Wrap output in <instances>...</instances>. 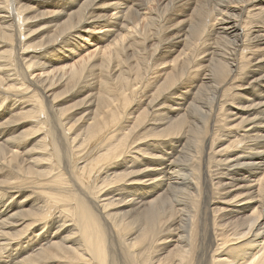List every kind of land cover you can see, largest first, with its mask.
Wrapping results in <instances>:
<instances>
[{
  "label": "bare ground",
  "instance_id": "bare-ground-1",
  "mask_svg": "<svg viewBox=\"0 0 264 264\" xmlns=\"http://www.w3.org/2000/svg\"><path fill=\"white\" fill-rule=\"evenodd\" d=\"M0 264H264V0H0Z\"/></svg>",
  "mask_w": 264,
  "mask_h": 264
},
{
  "label": "rangeland",
  "instance_id": "rangeland-1",
  "mask_svg": "<svg viewBox=\"0 0 264 264\" xmlns=\"http://www.w3.org/2000/svg\"><path fill=\"white\" fill-rule=\"evenodd\" d=\"M159 1H163V0H159ZM156 3H157V1H155L154 3H152V4H149L148 6H147V10H146V13L148 12V11H152L153 10V7H155L156 6ZM114 15H115V13L116 12H112ZM99 30H101V29H93L92 31V33L93 34H95V35H100L101 33H103V30L102 31H99ZM130 31H133V30H130ZM101 32V33H100ZM85 39H86V42L84 43V47H83V49L82 50H80L79 52H77L76 53V56H74L72 59H71V61L70 62H74V61H76V60H78V59H81L82 58V56L83 57H87L88 55H90V54H95V53H97V51L99 52V46L96 44V41L93 39V41L91 40H88L86 37H85ZM68 68L69 67H67L65 70L67 71L68 70ZM64 70V71H65ZM42 72L43 71H39V70H37L36 72H34L32 75H31V77H33V78H35V77H44V76H47V74H48V72H43V74H42ZM37 73V74H36ZM41 73V74H40ZM50 75H54V74H52L51 72L49 73ZM48 74V75H49ZM40 75V76H39ZM44 75V76H43Z\"/></svg>",
  "mask_w": 264,
  "mask_h": 264
}]
</instances>
